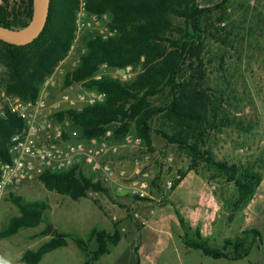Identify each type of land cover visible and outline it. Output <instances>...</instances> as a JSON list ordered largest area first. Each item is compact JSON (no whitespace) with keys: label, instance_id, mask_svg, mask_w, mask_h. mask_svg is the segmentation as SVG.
Returning <instances> with one entry per match:
<instances>
[{"label":"trees","instance_id":"16d2710c","mask_svg":"<svg viewBox=\"0 0 264 264\" xmlns=\"http://www.w3.org/2000/svg\"><path fill=\"white\" fill-rule=\"evenodd\" d=\"M4 1L5 5L0 6V25L15 30L27 28L34 16L33 0H26L17 9L10 11L6 8L7 0ZM85 1L89 12L107 13L117 33L105 40L91 38L86 41L85 53L80 56L76 69L65 76L63 86L88 80L102 64L121 68L135 65L143 58L144 70L127 84L108 78L88 82L92 90L105 94L104 101L81 110H64L57 113L56 117L61 119L66 116L78 128L83 140L102 137L114 123H120L124 128L125 123L134 121L137 137L147 147H151L150 121L157 115H164L186 129L180 128L172 136L161 131L159 135L184 150L192 158L193 164L200 158L209 168L220 173L226 182L233 183L238 201L244 203L255 193L261 176L249 170L242 171L236 165L216 161L207 151L200 149L195 134L207 118L209 108L206 102L209 96L202 88V83L195 84L194 76H185L187 74L184 70L187 62L193 65L200 60L204 32L202 20L229 0H223L213 7H199L195 0ZM77 4L78 0H49L44 29L28 45L14 46L0 41V58L7 71L5 89L9 95L26 101L37 97L44 78L63 59L71 46ZM22 16L24 20H21ZM168 16L183 19L188 32L184 38L167 37L173 30L167 20ZM165 89L170 95L168 104L150 107L148 97ZM21 127V120L14 116L0 119V161L9 160L6 141ZM114 135L112 132V139H115ZM193 136L195 141L191 142ZM184 174V171H179L180 178L173 180L172 189L183 180ZM39 181L48 191L68 196L73 201L84 198L89 192H105L98 182L79 171L77 164L60 173H45L39 177ZM9 199L18 209L19 215L10 218L6 227L0 231V240L15 235L20 229L33 228L43 222V213L48 209L42 201L24 203L12 195ZM179 222L185 231L183 243L212 258L243 259L249 255L255 242L254 237L259 235L255 231H244L240 238L225 241L222 249H214L197 232L190 238L184 221L179 218ZM46 233L45 229L43 234ZM50 236V240L35 251H25L21 261L25 264H38L45 254L65 247L67 240H71L85 256L82 264H94L108 254L119 239L116 232L110 234L97 227L90 230L87 240L77 234L57 230H53ZM90 242L95 243L94 249L89 248Z\"/></svg>","mask_w":264,"mask_h":264},{"label":"rangeland","instance_id":"374dc122","mask_svg":"<svg viewBox=\"0 0 264 264\" xmlns=\"http://www.w3.org/2000/svg\"><path fill=\"white\" fill-rule=\"evenodd\" d=\"M24 1L26 0H7V11L17 9ZM1 5H5L4 0H0ZM21 20H24V16ZM167 20L173 29L167 37L182 39L187 35V26L183 19L168 16ZM34 24L35 16L29 29H32ZM202 28L204 32L200 60L193 65L189 62L184 65L187 74L185 76L189 78L194 76L195 84L202 83V88L209 96L206 102L209 108L207 118L203 125L197 128L201 136L196 132V141L200 149L207 151L214 160L236 165L242 171L249 170L262 176L264 172V0H229L221 8L212 10L204 17ZM91 38V34H85L73 52L69 54L67 51L44 80L59 69L62 70V75L56 73L57 83L63 84L65 76L78 66L73 64L72 59L77 58L81 46L84 47L85 42ZM163 45L167 46L166 43ZM0 64L3 66L0 76L1 102L9 94L5 89L7 71L1 58ZM143 64V58L135 64L136 77L143 72ZM92 76L84 82L77 83V88L92 90L87 85L88 82L93 81ZM200 77L202 80H198ZM53 94L55 99L58 98V89L54 90ZM147 100L152 108L163 107L170 100L169 91L165 89L148 97ZM57 120L65 129L68 140H83L78 128L66 116ZM125 124L124 128L120 123L108 127L107 130L115 134V139H111L110 142L122 144L126 135L137 138L135 122L129 121ZM150 126L153 146L136 147L135 155L128 161L122 162L131 166L138 162L142 171L148 174L146 178L149 179L150 185L145 198L149 201L158 198L160 194L163 196L170 194L172 190H166V182L173 181L175 175L183 171L184 167H189L188 171H184V178H199L207 181L208 185H217L218 193L223 194L226 190L235 189L233 183L226 182L220 173L209 168L200 158L193 164L192 158L184 150L168 143L159 135L161 131L172 136L180 128L186 129L185 127L179 126L164 115L152 118ZM11 137L6 141L7 148L10 146ZM193 138L191 142L195 141L194 136ZM128 158L119 156L108 160L120 163ZM11 195L20 198L24 203L42 201L47 204L48 209L43 213V222L33 228L20 229L15 235L0 241V260L6 255L3 248H7L17 257L19 249L34 245L39 239L43 240L42 244L50 240L53 230L74 233L87 240L91 227L96 225L95 211H102L105 205L109 204L106 200L107 195L104 194L90 192L84 198L73 201L68 196L62 197L56 192L48 191L40 181H34L15 193L6 195L0 203L2 214L0 231L6 227L10 218L19 215L18 209L9 199ZM147 203L138 202L136 209L141 211ZM119 204L122 206L117 207L119 210H128L127 205ZM160 204L161 202L157 203L158 207L161 206ZM131 209L133 210L134 207ZM73 212H77L80 216L74 218L69 215ZM81 212L84 214L82 217ZM48 225L52 228L51 232L44 235L43 232ZM88 245L90 249L95 248L94 242ZM110 259L112 256H103L96 264H106ZM84 260V254L74 242L67 240L64 248L46 255L39 264H82Z\"/></svg>","mask_w":264,"mask_h":264},{"label":"crops","instance_id":"0c3cea01","mask_svg":"<svg viewBox=\"0 0 264 264\" xmlns=\"http://www.w3.org/2000/svg\"><path fill=\"white\" fill-rule=\"evenodd\" d=\"M222 1L196 0V3L199 7H211ZM142 145L145 144L142 142ZM151 145L153 146V141ZM136 147L138 146L123 145L118 157L129 158L120 163L110 161L116 173V178L112 181L106 180L103 174L94 173L87 167L80 168L85 176L101 185L105 192L95 193L107 195L106 200L109 202L102 211H95L97 221L91 229L97 227L110 234L116 232L119 237L110 252L103 255L112 256L106 264H264V172L255 193L244 203L238 201L235 189L226 190L221 194L216 190L217 185H208L205 180L187 177L183 178L170 194L165 196L160 194L155 199L148 197L152 198V201H149L145 197L140 198L129 193L130 183L134 179L145 180L149 187L150 181L148 182L149 179L146 178L148 174L142 171L138 162H135L134 166L122 164L135 155ZM118 157L110 156L109 160ZM138 202L148 203L138 211L136 209ZM160 202L161 206L158 207L157 203ZM119 203L127 205L128 210H119L117 207H122ZM69 215L74 218L80 216L77 212ZM1 217L0 213V219ZM179 218L188 227L190 238L197 232L207 245L214 249H222L225 241L240 238L244 231H255L259 235L254 237V245L249 255L243 259L212 258L183 243L185 231L180 225ZM42 241L39 239L34 245L19 249L17 257L7 248H3L6 255L0 260V264H25L21 261L22 254L27 250L35 251Z\"/></svg>","mask_w":264,"mask_h":264},{"label":"built area","instance_id":"2783aa9c","mask_svg":"<svg viewBox=\"0 0 264 264\" xmlns=\"http://www.w3.org/2000/svg\"><path fill=\"white\" fill-rule=\"evenodd\" d=\"M116 33L117 30L112 28L107 13H91L87 10L86 1L78 0L74 13V37L68 53L73 52L85 34L105 40ZM84 53L85 47L81 46L77 58L72 59L75 66L79 64V58ZM2 72L3 66L0 64V76ZM56 73L62 75V70L58 69L44 80L34 100L26 101L8 95L0 102V119L6 120L9 116H14L22 122L21 129L10 139L9 160L0 161V203L6 195L15 193L34 181H39L41 175L60 173L75 164L78 165L79 171L81 166H84L94 173L103 174L106 180L112 181L116 178V173L108 160L109 157L117 156L123 145H142L140 138L131 135H126L122 144L111 143L110 130L100 138L68 140L56 114L64 110H81L102 103L105 94L77 88V83L64 87L63 84L57 83ZM136 75L135 65L114 68L102 64L93 74L92 80L101 81L108 78L127 84L133 81ZM56 89H58V98L55 99L53 91ZM183 171H188V167H184ZM179 178L180 175L176 174L174 179ZM147 187L145 180H133L129 186V193L144 198ZM172 187L173 181L166 182V190L170 191Z\"/></svg>","mask_w":264,"mask_h":264},{"label":"water","instance_id":"95a60500","mask_svg":"<svg viewBox=\"0 0 264 264\" xmlns=\"http://www.w3.org/2000/svg\"><path fill=\"white\" fill-rule=\"evenodd\" d=\"M35 9V24L32 29L29 26L22 30L9 29L0 25V41L14 45L24 46L32 43L44 29L46 24L49 0H33ZM51 226L48 225L46 232H51Z\"/></svg>","mask_w":264,"mask_h":264}]
</instances>
